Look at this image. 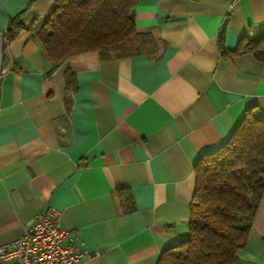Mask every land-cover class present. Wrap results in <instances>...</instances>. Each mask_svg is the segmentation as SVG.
<instances>
[{"label": "crops", "instance_id": "0c3cea01", "mask_svg": "<svg viewBox=\"0 0 264 264\" xmlns=\"http://www.w3.org/2000/svg\"><path fill=\"white\" fill-rule=\"evenodd\" d=\"M55 1L0 0V40L22 24L0 79V244L52 206L81 264H157L188 233L196 162L264 111V63L232 53L264 33V0H138L144 53L50 71L37 35ZM234 264H264V197Z\"/></svg>", "mask_w": 264, "mask_h": 264}, {"label": "trees", "instance_id": "16d2710c", "mask_svg": "<svg viewBox=\"0 0 264 264\" xmlns=\"http://www.w3.org/2000/svg\"><path fill=\"white\" fill-rule=\"evenodd\" d=\"M28 2L30 5L33 0ZM137 3L56 0L37 35L50 71L87 52H96L105 60L144 53L134 25ZM19 19L12 20L2 38L9 41L18 33L22 28ZM232 53H250L264 63V33L241 40ZM64 77L65 90L75 91V76L69 68ZM65 102L69 109L71 101L65 98ZM193 170L188 233L175 247L165 250L157 264H234L246 247L264 197V111L249 107L230 138L203 154Z\"/></svg>", "mask_w": 264, "mask_h": 264}, {"label": "built area", "instance_id": "2783aa9c", "mask_svg": "<svg viewBox=\"0 0 264 264\" xmlns=\"http://www.w3.org/2000/svg\"><path fill=\"white\" fill-rule=\"evenodd\" d=\"M7 42L0 40V79L11 71L2 64ZM84 254L81 246L61 229L59 212L52 206L35 218L23 236L0 244V264H81Z\"/></svg>", "mask_w": 264, "mask_h": 264}]
</instances>
